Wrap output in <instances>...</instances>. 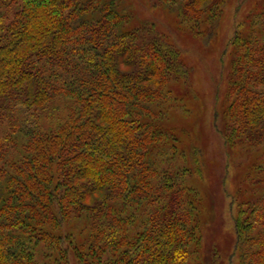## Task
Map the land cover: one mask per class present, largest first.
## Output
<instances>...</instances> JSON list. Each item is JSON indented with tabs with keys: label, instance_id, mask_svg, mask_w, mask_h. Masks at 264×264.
I'll list each match as a JSON object with an SVG mask.
<instances>
[{
	"label": "trees",
	"instance_id": "obj_1",
	"mask_svg": "<svg viewBox=\"0 0 264 264\" xmlns=\"http://www.w3.org/2000/svg\"><path fill=\"white\" fill-rule=\"evenodd\" d=\"M148 1L197 33L228 0ZM142 21L128 0H0V264H190L198 193L167 125L183 62ZM229 58L221 134L263 153L235 194L236 250L264 264V4Z\"/></svg>",
	"mask_w": 264,
	"mask_h": 264
},
{
	"label": "rangeland",
	"instance_id": "obj_2",
	"mask_svg": "<svg viewBox=\"0 0 264 264\" xmlns=\"http://www.w3.org/2000/svg\"><path fill=\"white\" fill-rule=\"evenodd\" d=\"M128 2L134 16L152 22L180 52L183 62V71L166 85L171 94L167 102L174 110H170L167 125L180 133L184 143L185 161L177 155L172 161L190 168L184 182L198 193L200 244L189 263L240 264L234 223L236 200L240 198L235 199V194L239 196L243 190L249 193L253 181L245 177L261 162L263 153L259 148L249 152L240 146L228 147L221 130L230 41L250 9L264 0H228L219 18L197 33L179 25L173 15L153 7L148 0ZM197 159L200 168L194 164Z\"/></svg>",
	"mask_w": 264,
	"mask_h": 264
}]
</instances>
